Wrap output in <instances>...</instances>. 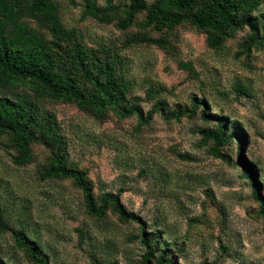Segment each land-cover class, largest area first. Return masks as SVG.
<instances>
[{"label":"rangeland","instance_id":"1","mask_svg":"<svg viewBox=\"0 0 264 264\" xmlns=\"http://www.w3.org/2000/svg\"><path fill=\"white\" fill-rule=\"evenodd\" d=\"M57 1L63 25L75 29L85 47L97 50L102 45L123 59L129 101L145 113L159 104L165 105V112H174L194 109V102L206 103L211 120L222 117L245 135L242 152L231 143L222 158L210 154L212 144H204L200 136L216 123L203 120L201 107L193 118L183 116L180 121L155 114L138 129L134 117L97 118L67 103L36 101L23 88L5 93L28 97L40 112L54 117L68 165L86 171L95 198L118 193L121 205L139 216L150 234L161 233V239L171 243L175 264H264V220L242 174L244 165L252 168L264 197V46L247 57L241 46L249 31L243 30L214 51L205 35L188 24L161 33L137 26L123 32L116 28V18L110 25L82 20V0ZM131 1L98 3L123 7ZM143 1L150 5L153 0ZM254 15H264V2ZM143 34L162 40L164 46L144 43ZM187 63L192 71L181 67ZM238 83L248 95L240 94ZM150 89L156 91L155 98H148ZM6 144V138L0 139L3 262L30 264L11 236L22 227L49 264H91V257L104 264H142L145 251L138 224L121 223L112 213L103 220L89 217L82 193L70 181L40 178L50 150L33 145L30 163L20 166ZM155 247L162 249L157 243Z\"/></svg>","mask_w":264,"mask_h":264},{"label":"trees","instance_id":"2","mask_svg":"<svg viewBox=\"0 0 264 264\" xmlns=\"http://www.w3.org/2000/svg\"><path fill=\"white\" fill-rule=\"evenodd\" d=\"M82 2V20L89 18L101 25H110L116 18L115 26L123 32L137 26L143 31L161 33L188 24L205 35L207 46L214 51H221L227 41L243 30L249 31L241 46L247 57L252 49L264 46V15H254L264 0H153L150 5L143 0H132L123 7L110 3L101 6L98 0ZM60 11L57 0H0V139H7L9 145L5 146L15 152L13 162L20 166L30 163L33 145L50 150L41 179L70 181L82 193L85 212L93 219L103 220L112 213L121 223L138 224L141 227L139 243L145 251L142 264H152L155 257V264H175L171 243L161 239V233L150 234L140 217L121 205L118 193H104L99 201L95 198L93 183L86 171L68 165L65 143L55 134L54 117L40 112L32 99L9 96L5 91L23 88L36 101L67 103L97 118L108 114L118 120L134 117L138 129L147 126L155 114L163 115L167 121H180L183 116L193 118L195 110L201 107L203 120L216 123L200 136L204 144H212L210 154L216 158H222L224 147L231 143L241 153L245 135L222 117L211 120L206 103L194 102V109L179 108L174 112H165V105L159 104L145 113L138 103L129 101L130 83L122 71L123 59L116 53L108 54L102 45L97 50L85 47L77 31L63 25ZM140 15H144L143 19L135 25ZM143 35L144 43L164 46L162 40ZM181 67L193 70L190 63ZM237 90L240 94H249L239 83ZM156 94L150 89L147 96L155 98ZM242 174L250 183L252 198L258 203L259 216L264 220L261 184L250 166L244 165ZM4 226L0 214L1 230H5ZM11 236L15 249L30 264H49L38 242L28 238L22 227ZM156 243L162 249H156ZM0 264L7 263L0 257ZM91 264L104 263L91 257Z\"/></svg>","mask_w":264,"mask_h":264}]
</instances>
